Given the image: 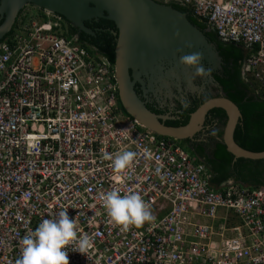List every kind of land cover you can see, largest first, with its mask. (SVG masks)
<instances>
[{
    "label": "built area",
    "instance_id": "built-area-1",
    "mask_svg": "<svg viewBox=\"0 0 264 264\" xmlns=\"http://www.w3.org/2000/svg\"><path fill=\"white\" fill-rule=\"evenodd\" d=\"M154 1L241 47L242 75L264 91V0ZM129 150L133 164L114 173L107 157ZM111 190L140 194L152 221L114 225L101 199ZM61 211L94 241L84 255L69 246V264H264V189L213 188L188 151L123 113L103 56L60 16L26 7L0 42V264Z\"/></svg>",
    "mask_w": 264,
    "mask_h": 264
},
{
    "label": "water",
    "instance_id": "water-1",
    "mask_svg": "<svg viewBox=\"0 0 264 264\" xmlns=\"http://www.w3.org/2000/svg\"><path fill=\"white\" fill-rule=\"evenodd\" d=\"M29 6L58 15L91 36L93 32L84 22L101 19L114 24L117 32L113 68L118 101L124 112L145 130L175 142L191 140L203 130L207 113L220 108L226 114L222 134L226 151L235 159L264 160V152L252 153L234 142L233 133L241 114L221 92L200 105L187 124L179 128L165 126L164 122L170 119L151 113L135 93V82L155 71L161 56H168V47L183 56L193 52H199L203 58L210 55L220 68L214 47L185 15L154 0H0V42L11 32L18 15Z\"/></svg>",
    "mask_w": 264,
    "mask_h": 264
},
{
    "label": "trees",
    "instance_id": "trees-1",
    "mask_svg": "<svg viewBox=\"0 0 264 264\" xmlns=\"http://www.w3.org/2000/svg\"><path fill=\"white\" fill-rule=\"evenodd\" d=\"M168 6L186 16L187 21L214 47L221 63L220 68L212 73L213 82L218 88L216 95L190 101L187 107L183 106L178 109L180 113L177 117L165 121L164 125L172 128L185 126L189 116L200 105L217 97L221 92L238 108L241 114V119L233 133L234 142L246 151L264 152V91L242 75V65L249 54L239 46L222 43L216 34L193 17L188 9L177 4H168ZM62 19L69 25L70 34L75 36L77 31L64 18ZM1 22L2 20L0 24ZM86 26L89 29L96 28L100 31L92 36L81 32L77 42L87 50L103 56L113 67L117 32L114 24L100 20L98 23H93V26L88 24ZM120 108L122 109L121 105ZM122 111L126 114L123 109ZM225 123V112L220 108H213L206 115L205 131L201 141L186 140L175 143L188 151L196 162L207 169L210 174V185L213 188L227 186L231 182L249 191L264 189V160L235 159L229 154L222 143ZM195 138L199 139V134Z\"/></svg>",
    "mask_w": 264,
    "mask_h": 264
},
{
    "label": "clouds",
    "instance_id": "clouds-1",
    "mask_svg": "<svg viewBox=\"0 0 264 264\" xmlns=\"http://www.w3.org/2000/svg\"><path fill=\"white\" fill-rule=\"evenodd\" d=\"M201 60L202 55L193 52L181 56L180 64L195 68V75L200 76L205 73V69L200 66ZM182 103L187 107V101ZM136 156L135 151L129 150L117 153L114 157L109 155L107 159L112 162L113 172L120 174L131 167ZM101 199L111 222L117 227H141L153 219L138 193L121 195L118 190H111L104 193ZM93 243V239L86 234L78 237L76 219L70 218L67 211H61L55 218L44 219L34 231L23 237L21 254L16 264H69V246H72L73 252L84 255Z\"/></svg>",
    "mask_w": 264,
    "mask_h": 264
},
{
    "label": "flooded vegetation",
    "instance_id": "flooded-vegetation-1",
    "mask_svg": "<svg viewBox=\"0 0 264 264\" xmlns=\"http://www.w3.org/2000/svg\"><path fill=\"white\" fill-rule=\"evenodd\" d=\"M100 20L94 19L86 21L84 22V26L88 28L86 26L87 24L93 26V23H98ZM67 26L69 27L68 24ZM71 26L77 31L75 37L78 38L81 31L73 25ZM89 30L93 34L100 31L96 28ZM166 51L168 52V56L165 58L162 55L156 64L155 71L147 73L140 80L136 81L134 90L148 110H151L157 116L174 119L180 113L178 109L184 106L183 101H187V104H189L194 99H200L208 95H216L218 88L213 82L212 73L218 70V68L216 67V60L212 56L202 57L200 66L205 69V73L196 76L195 68L180 64V57L183 56L182 53L180 54V52L171 47H168ZM168 57L169 59H167ZM209 69L211 70L210 72H208ZM204 131L205 129L203 128L201 133H198L199 139H194L197 134L191 141H201L204 136Z\"/></svg>",
    "mask_w": 264,
    "mask_h": 264
},
{
    "label": "rangeland",
    "instance_id": "rangeland-1",
    "mask_svg": "<svg viewBox=\"0 0 264 264\" xmlns=\"http://www.w3.org/2000/svg\"><path fill=\"white\" fill-rule=\"evenodd\" d=\"M152 212H153V211H152ZM223 222H224V220H222V221H217V222L215 221V222L213 223V225H214L215 228H216L218 223H219L218 225H221V224H223Z\"/></svg>",
    "mask_w": 264,
    "mask_h": 264
},
{
    "label": "crops",
    "instance_id": "crops-1",
    "mask_svg": "<svg viewBox=\"0 0 264 264\" xmlns=\"http://www.w3.org/2000/svg\"><path fill=\"white\" fill-rule=\"evenodd\" d=\"M218 221H219V220H218ZM216 222H217V221H216ZM218 224H219V223H218ZM218 224H217V227L219 226ZM213 226H214V225H213ZM217 227H216V228H217ZM214 228H215V226H214Z\"/></svg>",
    "mask_w": 264,
    "mask_h": 264
}]
</instances>
